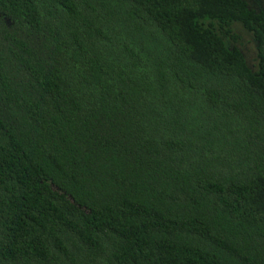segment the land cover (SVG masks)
Returning <instances> with one entry per match:
<instances>
[{"label": "trees", "instance_id": "obj_1", "mask_svg": "<svg viewBox=\"0 0 264 264\" xmlns=\"http://www.w3.org/2000/svg\"><path fill=\"white\" fill-rule=\"evenodd\" d=\"M0 264H264V14L0 0Z\"/></svg>", "mask_w": 264, "mask_h": 264}, {"label": "rangeland", "instance_id": "obj_2", "mask_svg": "<svg viewBox=\"0 0 264 264\" xmlns=\"http://www.w3.org/2000/svg\"><path fill=\"white\" fill-rule=\"evenodd\" d=\"M248 7H251L255 10H259L264 14V0H245ZM230 28L232 32L238 35V39L236 41L237 47L240 49L245 63L249 68L254 65L255 68V59H254V41L251 38V35L248 31H246L239 22L232 21L230 22ZM231 43V42H230Z\"/></svg>", "mask_w": 264, "mask_h": 264}]
</instances>
